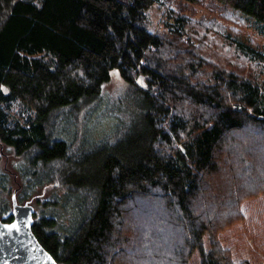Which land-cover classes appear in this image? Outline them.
I'll list each match as a JSON object with an SVG mask.
<instances>
[{
  "label": "trees",
  "instance_id": "trees-1",
  "mask_svg": "<svg viewBox=\"0 0 264 264\" xmlns=\"http://www.w3.org/2000/svg\"><path fill=\"white\" fill-rule=\"evenodd\" d=\"M238 21L264 34V0H0V219L17 191L58 264H264V47ZM114 73L134 111L87 141Z\"/></svg>",
  "mask_w": 264,
  "mask_h": 264
},
{
  "label": "rangeland",
  "instance_id": "rangeland-1",
  "mask_svg": "<svg viewBox=\"0 0 264 264\" xmlns=\"http://www.w3.org/2000/svg\"><path fill=\"white\" fill-rule=\"evenodd\" d=\"M195 9L197 10V16L203 14V10L201 8ZM162 15V10L152 13V30L161 28ZM243 24L244 23L241 21H238L239 26H237L242 28V38L245 39L247 36L252 37L258 44H261L264 47V34L260 33L251 21L246 22L245 25ZM127 90V85L122 81L117 73H114L112 82L105 86L99 102H96L95 104L90 105V107L84 109L80 115L79 121L82 123L81 134L85 140L89 141L91 139L97 141L101 138H105L104 136L113 134L121 127L122 119H125L129 113L134 111V109L130 107L128 110H125L128 106L127 104L132 105V99L129 98ZM118 101H120L121 104L127 102L123 111L117 110L116 104ZM251 130L252 128L247 130L245 138L250 136L249 134H251ZM248 152H251V150L249 149ZM11 162L13 168L18 167L19 163L15 159ZM190 264H201L198 252L193 253Z\"/></svg>",
  "mask_w": 264,
  "mask_h": 264
},
{
  "label": "water",
  "instance_id": "water-1",
  "mask_svg": "<svg viewBox=\"0 0 264 264\" xmlns=\"http://www.w3.org/2000/svg\"><path fill=\"white\" fill-rule=\"evenodd\" d=\"M35 208L12 196L13 221L0 219V264H58L33 232Z\"/></svg>",
  "mask_w": 264,
  "mask_h": 264
}]
</instances>
